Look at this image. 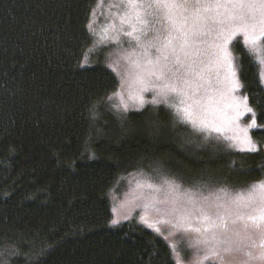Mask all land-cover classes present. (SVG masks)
<instances>
[{
	"label": "trees",
	"instance_id": "1",
	"mask_svg": "<svg viewBox=\"0 0 264 264\" xmlns=\"http://www.w3.org/2000/svg\"><path fill=\"white\" fill-rule=\"evenodd\" d=\"M97 8V0H0V264H176L139 217L111 224V186L157 166L190 186L206 176L209 186L264 179V84L246 46L234 51L257 113L255 153L190 125L173 128L163 105L118 111L106 97L119 77L87 27L92 21L96 32Z\"/></svg>",
	"mask_w": 264,
	"mask_h": 264
},
{
	"label": "snow or ice",
	"instance_id": "2",
	"mask_svg": "<svg viewBox=\"0 0 264 264\" xmlns=\"http://www.w3.org/2000/svg\"><path fill=\"white\" fill-rule=\"evenodd\" d=\"M97 6L104 8L105 0H97ZM113 8H123V13L118 11L103 31L115 35H102L95 43L105 45L114 40L119 45L118 36L128 38L129 49L121 48L117 59L108 65L119 77L120 87L106 99L118 98L114 105L118 111L126 114L130 107L141 110L164 105L171 110L173 128L190 125L196 133H205V139L213 132L232 131L233 135L225 137L231 141L229 148L247 153L260 150L249 135V130L257 127L249 97L236 95L244 85L232 46L242 38L246 50L262 66L258 75L264 83V0H108L106 10ZM87 27L97 35L92 21ZM121 63L123 68L117 70ZM145 93H150L151 99ZM97 109L98 103L89 109L94 119ZM247 113L252 119L242 128L238 121ZM151 126L156 130L162 127L157 120L151 121ZM152 173L159 183L150 176L138 185L154 194L144 207L168 206L165 213L175 222L162 223L168 225L170 235L179 233L187 239L195 234L188 243L191 264H209L222 253L239 251L248 246L245 241H251L253 233L259 236V244H252L260 251L246 255L249 261L264 264V179L231 190L227 186L213 189L205 182L185 187L158 166ZM140 220L163 235L156 224L143 216ZM119 223L111 220L112 225ZM170 247L176 250V245ZM176 254L177 264H182L180 253Z\"/></svg>",
	"mask_w": 264,
	"mask_h": 264
},
{
	"label": "rangeland",
	"instance_id": "3",
	"mask_svg": "<svg viewBox=\"0 0 264 264\" xmlns=\"http://www.w3.org/2000/svg\"><path fill=\"white\" fill-rule=\"evenodd\" d=\"M106 3H108L107 0H105V4ZM105 8L107 9V4L105 5ZM102 10H103V8L98 7L95 10V16L93 19L95 25L97 26L96 27L97 40L102 35L109 36V37L115 35L111 30H109L107 33H105L103 31V29L113 22V19L115 18V14L118 11L120 12V14L123 13V8H119V9L113 8L111 10V12H108L106 10L105 13L103 12L104 13L103 19L101 20V11ZM148 19L151 21V17H149ZM115 22L117 24L119 23L118 20H116ZM117 39L120 40L119 45H117L115 43V41L113 40V41H109L105 45H102L103 47L98 49L97 55L99 54V55L105 56L104 60L107 62L108 65L110 63H113L117 59V54L120 52L121 48L129 49V47H130L129 44L127 43V41H128L127 37L120 35L117 37ZM238 42L242 43V38H240L239 41L233 42L232 50H233L235 57L237 58L236 63L238 66V72H239V77H240L238 55L234 51V44L238 43ZM153 55H155L154 52H153ZM261 67L262 66L260 65V68ZM122 68H123V64L121 63L118 66L117 70H120ZM240 80H241V78H240ZM236 95L242 96V95H247V94L245 93L244 88H243L240 91H238L236 93ZM145 97L147 99H151V94L145 93ZM125 98H127V97H125ZM116 102H117V104L119 103L118 98H116ZM249 105L252 107L250 102H249ZM147 107L148 106H146V108ZM133 110H137V109L132 108V107L129 108V111H133ZM141 110H143V109H141ZM141 110H137V111H141ZM254 111H255V109H254ZM251 119H252V114L247 113V114L240 117L238 123H239L240 127L243 128V127H246L251 122ZM255 119L257 121V127L251 128L249 130V135L252 137L253 141L258 145V143L254 140L253 135H252V131L259 128V123H258L256 111H255ZM203 134H205V133H203ZM231 135H233L232 131L225 130L222 133L213 132L210 137L215 139L220 144H222L224 146H228L231 143V141L225 139V137L231 136ZM195 136L196 137H191V138H199V139H195L197 141V143L198 144L203 143V142H201V139H200V138H204L203 136H200L198 134H196ZM205 144L209 145V143H205ZM258 147H259V145H258ZM231 149L235 150L234 148H231ZM152 169L153 168H145V169H140L138 171L132 172L130 174H126L121 178V181H119L117 185L111 186L110 192H109V198L111 201L112 210L113 209L116 210L115 212H113V219H118V220H120V223H122V222L130 220L131 218H134V217H139V218L141 216L145 217V219L149 223H154L158 227L161 228L163 235H160V234L159 235L162 236L164 239H165V237H168L165 240L168 242L169 245H173V244L176 245L175 251H173V249L171 248L176 264H177V260L179 259L177 257V254H176L177 252H179L180 257H182V264H191V257L193 254L188 249V243H189L190 239H194L195 234L194 233L190 234V236L187 239L185 238V236H183L179 233H177L176 235H170L168 225L162 223V221H164V220H171L172 222H175L174 217L167 215L165 213V209L168 206L167 205H155V206L150 205L147 208L144 207L145 203L150 202V198L154 194L146 188L138 187V185L144 184L149 179L150 176L154 178L153 179L154 183H159V178L155 177V174L152 173ZM141 170L143 171L144 174H141ZM163 172L169 176H174L176 178L177 182L181 183L185 187H188L191 184V178H189V179L186 177L179 178L178 176L174 175L173 173L169 174L165 171H163ZM196 178H198L197 179L198 182H205L209 185V177L208 176L196 177ZM200 178H201V180H199ZM193 184H194V182H193ZM210 187H212L214 189L216 187H220V185L219 186H210ZM227 187L231 190H236V189H240V188H245L246 186H243V187L227 186ZM160 198L161 199L163 198L162 194L160 195ZM157 209H159V211ZM125 216L129 217V219H124ZM157 222H161V223H157ZM194 225H195V222H194ZM196 226H198V225H196ZM253 241L255 242V244H257V245L259 244V236L256 235L255 233L252 234V240L251 241H247V240L245 241V244L248 246L243 247L239 251H233L230 254L222 253L219 258H214V260L210 261L209 264H257V262H255V261H249V258L246 255V252H249V251H251L254 255H257L259 253L260 249L252 244Z\"/></svg>",
	"mask_w": 264,
	"mask_h": 264
}]
</instances>
